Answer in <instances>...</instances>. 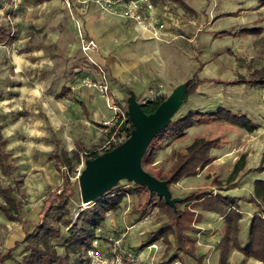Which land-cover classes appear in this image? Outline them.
I'll list each match as a JSON object with an SVG mask.
<instances>
[{
    "label": "rangeland",
    "instance_id": "1",
    "mask_svg": "<svg viewBox=\"0 0 264 264\" xmlns=\"http://www.w3.org/2000/svg\"><path fill=\"white\" fill-rule=\"evenodd\" d=\"M150 1L153 9L146 19L147 28L162 22L169 25L163 31L171 28V35L155 36L123 17L120 6L104 0H8L0 8V25L15 36L13 42L0 44V126L13 165L10 177L0 173V182L4 187L20 182L17 198L23 215L20 222H12L0 212V255L34 228L41 201L49 191L61 188L66 172L51 158L56 147L69 153L81 147L83 154L99 155L113 142L124 141L123 135H109L119 111L115 114L103 95H95L92 88L80 84L84 75L95 79L99 67L108 81L107 97L123 114L128 111L131 93L139 103L159 94L168 96L196 74L202 82L184 97L173 119L189 111L207 112L220 106L256 124L257 128L247 131L223 120H204L165 140L146 170L161 176L173 163L175 152L184 150L194 138H218L219 145L210 151L211 162L198 174L171 184V197L180 199L192 191L239 196L241 245L248 241L251 216L260 211L263 217L264 207L251 198L254 180L264 179V171L248 169L264 159V86L247 81L254 70L264 68V0ZM222 30L233 34L216 35ZM80 36L98 42L97 65L81 51ZM65 87L68 90L63 91ZM241 156L244 167L232 177ZM86 159L81 156V162L67 172L73 191L69 199L72 222L92 205L85 206L80 198L79 175ZM134 186L121 178L109 192ZM197 212L201 219L195 224L197 231L190 233L196 251L203 255L205 264H216L223 219L211 211ZM165 221V214L145 195H126L118 209L106 214L96 233L102 239L118 238L126 230L122 243L128 247L137 244L129 248L141 264H156L174 253L180 260L172 264H196L176 252L173 242L168 246L158 240L149 251H138L148 232ZM61 229L62 237L54 243L64 254L67 230ZM106 244L102 240L101 247L106 248ZM25 253L19 244L12 258L0 264H18ZM228 260L230 264H264L236 249L231 250Z\"/></svg>",
    "mask_w": 264,
    "mask_h": 264
},
{
    "label": "trees",
    "instance_id": "2",
    "mask_svg": "<svg viewBox=\"0 0 264 264\" xmlns=\"http://www.w3.org/2000/svg\"><path fill=\"white\" fill-rule=\"evenodd\" d=\"M7 1L0 0V8ZM220 34L233 33L222 30L216 35ZM14 40L15 36L5 26L0 25V44H9ZM250 77L251 80L247 81L250 85L264 86V68L254 70L250 74ZM208 81L222 82L218 79H209ZM199 82H202V79H199L196 74L187 80V94L194 91ZM65 90H68V88L65 87L63 91ZM63 91L60 94L61 96L65 95ZM165 98V94H159L156 97L147 99L145 102H140V105L145 113H151ZM204 120H223L243 127L247 131H253L257 128V125L247 116L235 114L229 109L220 106L213 111L207 112L189 111L179 118H172L152 138L141 159L142 167L146 170V167L153 162L158 147L165 140L182 135L188 128ZM132 129V121L129 118L128 112L125 111L124 117L118 119L112 125L109 135L113 133L117 138L123 135L124 140H126ZM6 145L7 139L3 135L0 126V173L4 177H10L13 165L10 161V154L6 149ZM116 145L118 143H112L108 150ZM218 145V138H194L184 150L175 152L170 168L156 178L165 180L170 188L171 184L176 183L181 178L198 174L200 169L211 162L210 151ZM82 150L79 147L78 151L69 153L64 150L58 151L57 147L55 148L51 158L55 160L57 168H63L66 172L62 175V186L58 190L48 192L40 203V209L38 210L39 218L35 222L34 228L31 231H25L21 240L14 241V244L0 255V262L12 258L14 249L19 244H23L26 253L18 261V264H85L84 253L95 237V229L101 225L109 211L119 208L122 199L126 195H145L146 200L154 203L157 209L166 216L165 222L157 229H152L148 232L147 240L138 246V251L154 244L158 240H163L168 246H171V242H173L176 252L190 257L196 264H205L203 255L197 253L195 241L190 234L197 231L195 224L201 219V213L197 212V209H201L214 212L223 219L224 231L218 241L219 255L216 264H230L228 257L232 249H236L255 260L264 262V217H262L260 211L251 216L247 232L248 241L246 244L241 245L239 241V223L242 218L239 211L240 197L221 192L192 191L176 201L173 207L163 197L149 191L146 186L135 183L134 187L116 190L115 192L107 191L88 210L81 211L77 219L72 222L69 199L73 191L68 185L69 176L67 172L81 162V156L85 158L97 156V154H83ZM263 162L264 159L261 160L258 166L248 169V171L263 172ZM243 167L244 156H241L234 164L231 172L232 177L242 170ZM146 171L150 173L149 170ZM19 183L16 180L13 184L4 187L0 182V212L4 214L8 221L12 222H20L23 216L22 203L17 198ZM251 201L260 205V207H264V179L254 180ZM61 227H65L67 230V235L63 238L64 254H60L57 251L54 243L55 240L62 237ZM178 260H180L178 254L174 253L167 260H162L156 264H172Z\"/></svg>",
    "mask_w": 264,
    "mask_h": 264
},
{
    "label": "water",
    "instance_id": "3",
    "mask_svg": "<svg viewBox=\"0 0 264 264\" xmlns=\"http://www.w3.org/2000/svg\"><path fill=\"white\" fill-rule=\"evenodd\" d=\"M186 85L187 81L177 85L151 113H145L135 94H130L127 98V112L133 129L126 140L102 154L85 160V167L79 175L82 204L85 206L93 204L121 178H126L138 185L146 186L149 191L163 197L169 205L175 206L179 199L171 197L167 182L148 173L142 167L141 159L152 138L169 123L183 102L187 95ZM179 88H181L179 103L170 105L169 101Z\"/></svg>",
    "mask_w": 264,
    "mask_h": 264
},
{
    "label": "built area",
    "instance_id": "4",
    "mask_svg": "<svg viewBox=\"0 0 264 264\" xmlns=\"http://www.w3.org/2000/svg\"><path fill=\"white\" fill-rule=\"evenodd\" d=\"M108 5L115 4L121 7V15L125 18H129L134 22L138 23L139 26L147 28L146 19L152 14V3L150 0H104ZM147 28L150 32L154 33L155 36H163L166 33L163 28L166 25L162 22L157 23L156 27L149 26ZM80 48L81 51L86 55L87 59L96 64V61L92 58L91 52H96L98 50L97 42L93 38H86V36H80ZM98 78H90L88 75L83 76L80 79V84L87 88L96 89L100 95L105 97V101L109 109L113 110L115 114L118 113V119H122L124 114L120 108L114 105L110 99L107 97L108 92V81L106 79L105 71L102 67H99ZM123 115V117H122ZM117 119V120H118ZM116 120V121H117ZM115 121V122H116ZM115 143V142H113ZM264 217V215H263ZM131 225L127 228H130ZM98 228L95 229V237L92 239L90 246L85 250L84 258L86 260L85 264H141L136 253L129 247L122 243V238L125 237V232L118 237L107 236L102 239L96 233ZM102 240L107 244L106 248L101 247Z\"/></svg>",
    "mask_w": 264,
    "mask_h": 264
},
{
    "label": "crops",
    "instance_id": "5",
    "mask_svg": "<svg viewBox=\"0 0 264 264\" xmlns=\"http://www.w3.org/2000/svg\"><path fill=\"white\" fill-rule=\"evenodd\" d=\"M169 25H167L166 27H168ZM164 32L166 33V34H168V35H171L172 33V30H171V28L170 29H166V31L164 30ZM95 40V39H94ZM97 42V41H96ZM97 44H98V42H97ZM97 52L98 51H96V52H91L90 54H91V56H92V58L95 60L96 59V55H97ZM85 76V75H84ZM99 77V75L97 76V77H95V78H98ZM89 89H91V88H89ZM93 90V93L95 92V95H96V93L97 94H99L100 95V93L96 90V89H92ZM136 97V96H135ZM137 99V98H136ZM80 103H82L81 105H83L84 106V104H83V101H80ZM107 214H109V212L107 213ZM134 245H137V244H134ZM133 244H130V246H134ZM125 246H127V245H125ZM129 246V247H130ZM151 246V245H150ZM150 246H148V247H146V248H144V250H143V252L142 253H144V252H147V251H149L150 250ZM128 247V246H127ZM146 254V253H145Z\"/></svg>",
    "mask_w": 264,
    "mask_h": 264
},
{
    "label": "bare ground",
    "instance_id": "6",
    "mask_svg": "<svg viewBox=\"0 0 264 264\" xmlns=\"http://www.w3.org/2000/svg\"><path fill=\"white\" fill-rule=\"evenodd\" d=\"M179 95L181 96V88L177 89V91L174 94V97L171 99V101H169L170 105H172V103L174 104L179 103V99H180ZM151 247H154V246L151 245Z\"/></svg>",
    "mask_w": 264,
    "mask_h": 264
}]
</instances>
